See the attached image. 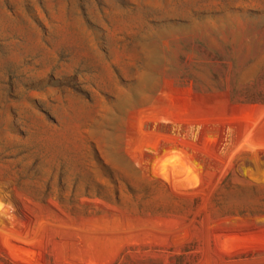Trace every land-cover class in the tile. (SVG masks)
Masks as SVG:
<instances>
[{
  "label": "rangeland",
  "instance_id": "obj_1",
  "mask_svg": "<svg viewBox=\"0 0 264 264\" xmlns=\"http://www.w3.org/2000/svg\"><path fill=\"white\" fill-rule=\"evenodd\" d=\"M0 264H264V0H0Z\"/></svg>",
  "mask_w": 264,
  "mask_h": 264
}]
</instances>
